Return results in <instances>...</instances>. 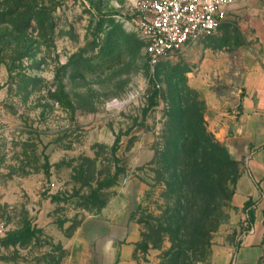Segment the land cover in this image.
<instances>
[{"label":"rangeland","instance_id":"obj_1","mask_svg":"<svg viewBox=\"0 0 264 264\" xmlns=\"http://www.w3.org/2000/svg\"><path fill=\"white\" fill-rule=\"evenodd\" d=\"M253 37L233 13L151 71L125 0H0V264H228Z\"/></svg>","mask_w":264,"mask_h":264},{"label":"crops","instance_id":"obj_2","mask_svg":"<svg viewBox=\"0 0 264 264\" xmlns=\"http://www.w3.org/2000/svg\"><path fill=\"white\" fill-rule=\"evenodd\" d=\"M233 13L247 14L256 46L241 54L248 58L241 61V106L232 122L231 134L225 139L231 158L248 159L236 195L250 218L228 264H264V0H233L224 22Z\"/></svg>","mask_w":264,"mask_h":264},{"label":"built area","instance_id":"obj_3","mask_svg":"<svg viewBox=\"0 0 264 264\" xmlns=\"http://www.w3.org/2000/svg\"><path fill=\"white\" fill-rule=\"evenodd\" d=\"M151 71L164 58L213 34L233 0H125Z\"/></svg>","mask_w":264,"mask_h":264},{"label":"trees","instance_id":"obj_4","mask_svg":"<svg viewBox=\"0 0 264 264\" xmlns=\"http://www.w3.org/2000/svg\"><path fill=\"white\" fill-rule=\"evenodd\" d=\"M146 63H147V62H146ZM147 66H148V65H147ZM148 68H149V67H148ZM110 182H111V181H107V183H106V184H107V185H110V184H111Z\"/></svg>","mask_w":264,"mask_h":264}]
</instances>
